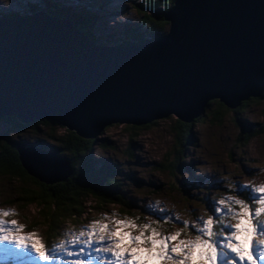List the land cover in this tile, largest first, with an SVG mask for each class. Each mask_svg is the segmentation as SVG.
<instances>
[{"label":"water","instance_id":"1","mask_svg":"<svg viewBox=\"0 0 264 264\" xmlns=\"http://www.w3.org/2000/svg\"><path fill=\"white\" fill-rule=\"evenodd\" d=\"M162 18L165 31L151 40L92 44L42 10L0 14V117L46 118L93 138L110 122H186L207 100L231 108L263 89L264 0H172ZM14 146L39 179L60 161Z\"/></svg>","mask_w":264,"mask_h":264},{"label":"rangeland","instance_id":"2","mask_svg":"<svg viewBox=\"0 0 264 264\" xmlns=\"http://www.w3.org/2000/svg\"><path fill=\"white\" fill-rule=\"evenodd\" d=\"M65 1L68 4H73L79 0ZM82 1L88 7L90 5L89 10L95 15L91 30L92 34L99 38L121 30L124 24L133 22L137 16L126 3L127 0ZM22 5L23 3L18 0H0V12L20 10ZM115 9L116 11H114ZM21 11L23 12L24 9ZM211 108V104L207 105L203 109L204 114L201 115L199 121L191 124L189 143L184 147L182 158L184 162L189 163V166L187 170L179 171L177 184L170 174L166 171H157L154 166V162L161 161L164 152L171 146L174 116L169 114L154 118L147 127L134 129L133 136H129L123 127L126 123L110 122L102 126L96 134L95 140L104 139L107 146L100 148L93 145L91 156L101 158L111 166H115L119 173L126 174L125 178L120 177V179L122 178L121 189L131 202V208L128 211L119 210L112 203L103 205L102 208H93L92 199L88 197L84 203L85 211L78 216L79 218L77 217L75 222L64 220L61 222L59 234L51 240L44 241L41 234L42 226L33 225L38 221L34 214L35 206L27 204L20 208L12 202V187L17 182L0 176V211L12 213L3 219L5 221L14 220L18 225H23L20 235L35 233L37 234L36 238L46 246L57 244L65 239V233L75 232L78 234L80 230L87 229L93 221L108 223L112 230H116L114 223L116 219H131L136 224L147 223L156 227L147 220L152 216L144 211L147 205L156 202H159L165 213H171L172 216L179 217L181 221L184 220L183 218L190 222H194L197 217L206 219L210 203L228 195L229 193L225 190L233 184L255 186L264 184V171H261L264 169V133H258L248 138L246 142L240 143L235 139L237 124L232 120V110L226 107L218 117L212 118ZM263 109L264 99L251 100L244 108H241L242 112L238 113L237 117L239 119L242 117L247 122L262 123L264 118L260 112ZM2 127L3 124L0 122V129ZM61 127L56 126L55 131H61ZM8 135L16 141H32L35 138H42L43 141L53 143L44 135L35 134L30 128L11 131V134L8 133ZM127 147L131 152L130 156L125 153ZM38 159L49 165L50 158L39 156ZM51 163L52 165L56 163L57 170L55 171L58 175L64 174L65 163L54 161V159L51 160ZM39 165H42L41 162ZM48 165H43L45 172ZM50 174L54 175H50L53 178L59 177L51 171ZM239 198H244V196ZM139 215L142 216L140 220ZM104 217L108 219L104 220ZM181 225L182 223H167L159 229L164 234H170L180 230ZM123 231H132L133 235H139L138 230L125 228ZM67 238L70 239L71 236L69 235ZM180 238H194V235L182 233ZM256 239L259 240V237ZM63 259L71 261L77 257L65 256ZM0 264H5V256L2 251H0ZM18 264H41V262L25 258Z\"/></svg>","mask_w":264,"mask_h":264},{"label":"trees","instance_id":"3","mask_svg":"<svg viewBox=\"0 0 264 264\" xmlns=\"http://www.w3.org/2000/svg\"><path fill=\"white\" fill-rule=\"evenodd\" d=\"M18 1L23 3V12L22 9H13L0 12V14H29L35 10H42L56 18L69 21L72 27L79 30L92 44L106 43L107 41L128 44L153 39L165 31L167 23L162 18V12L172 3V0H127L126 3L137 14L134 21L121 26V30L99 38L92 34L93 31L91 30L95 15L89 10L90 5L88 7V5L83 4L82 0L73 4H68L65 0ZM256 99H264V87L258 95L239 100L235 106L230 108L232 120L237 124L235 139L240 143L246 142L248 138L258 133H264V122H247L242 117L240 119L237 117V114L242 112L241 108H244L248 101ZM209 104L212 105L210 110L212 118L218 117L221 111L226 108L216 99H210L206 101L201 111L190 120L185 122L173 118L171 146L164 152L161 161L154 162L155 169L166 171L176 184L179 171H185L189 166V163L184 162L182 158L184 147L189 143L191 124L199 121L201 115L204 114L203 109ZM260 113L264 118V109ZM0 122L3 124L2 129H0V176L17 182L12 187V202L20 208L27 204L35 206L36 212L34 214L38 221L33 225L42 226L41 234L44 241L51 240L59 234L61 222L64 220L75 222L76 218L85 211L84 203L88 197L92 199L93 208H102L103 205L111 203L115 204L119 210L128 211L131 208L130 200L121 189V179L125 178L126 174L119 173L115 166H111L101 158L91 156L93 145L100 148L107 146L104 139L95 140L96 137L79 136L74 131L50 122L46 118L20 122L12 115H2ZM152 122L140 125L124 124L123 127L129 136H133L134 129L147 127ZM56 126H60L61 131H55ZM27 128H30L35 134L44 135L53 143L43 141L42 138H35L32 141H16L8 135V133L11 134V131ZM42 129L46 131H38ZM15 142H20L24 147L33 145L38 149L53 153L58 160L66 164L64 174L57 179L47 177L46 180L34 176L28 171L29 168L27 170L21 165L18 152L14 146ZM125 150V153L130 156L131 152L128 147ZM120 177L122 178L120 179ZM138 218L140 220L142 216L139 215ZM155 219L152 216L147 220L158 228L167 224L166 222L156 224L154 223ZM166 219L167 217H165ZM183 219L187 220L186 218ZM182 227L183 225H181ZM187 232L188 230H185V233Z\"/></svg>","mask_w":264,"mask_h":264},{"label":"snow or ice","instance_id":"4","mask_svg":"<svg viewBox=\"0 0 264 264\" xmlns=\"http://www.w3.org/2000/svg\"><path fill=\"white\" fill-rule=\"evenodd\" d=\"M225 191L229 194L210 203L207 218L194 222L165 213L159 202L147 205L144 211L156 218L154 223H182L170 234L131 219H116V230L93 221L87 229L65 233V239L48 246L35 233L20 235L24 226L5 221L12 213L0 211V251L5 264L25 258L41 264H264V184H233ZM182 233L194 238H180ZM65 256L77 259L65 261Z\"/></svg>","mask_w":264,"mask_h":264},{"label":"bare ground","instance_id":"5","mask_svg":"<svg viewBox=\"0 0 264 264\" xmlns=\"http://www.w3.org/2000/svg\"><path fill=\"white\" fill-rule=\"evenodd\" d=\"M228 108V107H227ZM48 121H50V122H53V123H56V124H58L57 122H55V121H52V120H49V119H47ZM59 125V124H58ZM95 136H96V134H95ZM95 136L93 137V138H95ZM90 138V137H89ZM42 168H45L43 165H42ZM46 168H48V167H46ZM49 169H51V167H49ZM55 170H57V169H54V168H52V172L54 173V174H57V173H55L56 171ZM55 171V172H54ZM56 176H58V174L56 175Z\"/></svg>","mask_w":264,"mask_h":264}]
</instances>
